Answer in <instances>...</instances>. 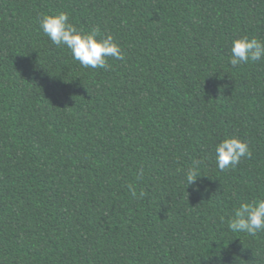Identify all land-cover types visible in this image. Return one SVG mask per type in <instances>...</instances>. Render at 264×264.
<instances>
[{
  "label": "trees",
  "instance_id": "16d2710c",
  "mask_svg": "<svg viewBox=\"0 0 264 264\" xmlns=\"http://www.w3.org/2000/svg\"><path fill=\"white\" fill-rule=\"evenodd\" d=\"M59 12L124 58L81 66L39 28ZM242 36L264 41V0H0V264H264V231L227 227L264 199V58L233 66ZM232 136L250 155L220 171Z\"/></svg>",
  "mask_w": 264,
  "mask_h": 264
},
{
  "label": "clouds",
  "instance_id": "9594fccd",
  "mask_svg": "<svg viewBox=\"0 0 264 264\" xmlns=\"http://www.w3.org/2000/svg\"><path fill=\"white\" fill-rule=\"evenodd\" d=\"M39 28L57 47L64 46L70 50L72 58L85 68H110L108 58L122 60V50L111 35H102L98 27L85 32L68 22L65 12L43 14L38 18ZM264 58V41L257 38L242 36L235 38L231 45L230 63L233 66L255 62ZM216 165L220 171L239 164L242 157L250 155L246 142L238 137H225L214 146ZM143 175V169L138 172V177ZM199 175L197 168L191 167L185 171L186 186H193L199 190L195 181ZM133 197L137 196L131 188ZM143 196L144 193L139 194ZM227 227L234 233H247L256 235L264 231V199L251 203L242 202L233 209V215L227 221Z\"/></svg>",
  "mask_w": 264,
  "mask_h": 264
}]
</instances>
